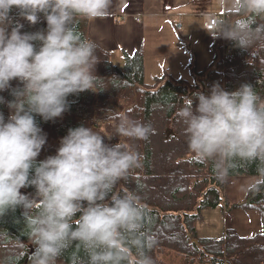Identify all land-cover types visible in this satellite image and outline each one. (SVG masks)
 <instances>
[{"label":"clouds","instance_id":"obj_1","mask_svg":"<svg viewBox=\"0 0 264 264\" xmlns=\"http://www.w3.org/2000/svg\"><path fill=\"white\" fill-rule=\"evenodd\" d=\"M111 0H0V93L9 90L7 119L0 112V216L22 208L34 251L29 264H56L69 249L82 252L71 264H154L155 245L146 232L148 209L133 190L121 187L140 166L126 143L108 144L91 127L70 128L54 155L38 160L47 143L36 117L52 121L70 108L68 98L96 84L95 42L73 26L108 14ZM237 22L223 23L219 37L248 50L264 40V0H219ZM20 18L46 28L22 31ZM18 81L21 87H12ZM195 103V106H193ZM188 148L210 161L217 180L227 182L237 163H256V177L240 186L246 194L264 191V98L248 83L232 91L214 82L208 92L189 96L176 113ZM118 136L146 140L151 124L125 113ZM111 139V138H109ZM33 187L34 194L21 189Z\"/></svg>","mask_w":264,"mask_h":264},{"label":"trees","instance_id":"obj_2","mask_svg":"<svg viewBox=\"0 0 264 264\" xmlns=\"http://www.w3.org/2000/svg\"><path fill=\"white\" fill-rule=\"evenodd\" d=\"M227 14V23L237 22L235 14L231 11ZM11 15L24 25V32L45 29L43 18L36 25H30L20 18L18 10L13 9ZM87 25V19L77 17L73 26L83 38L89 40ZM229 46L233 50L232 55L220 62L217 40L211 43L214 53L212 63L200 71L196 66L193 70V81L198 80L199 85L166 77H155L152 83H146L144 55L141 49L137 50L131 56L124 55L122 67H112L113 77L99 85L100 93L110 85L116 87L113 90L116 94L119 89L127 90L125 95L92 104L93 100L87 97L92 96L93 99L92 92L85 91L68 98L70 108L61 117L47 122L36 117L47 134V143L38 160L54 155L60 139L68 130L81 125L91 127L94 132L104 136L105 143L111 145L120 140L139 153L140 166L130 170L120 186L135 191L148 209L144 230L155 240V245L148 250L154 264H163L160 258L171 252L184 256L193 264H264V191L247 194L245 200L236 205L259 215L261 232L246 237L236 230L227 229L220 239L197 237L195 227L202 218V211L223 203L228 181L217 180L212 163L191 153L183 132L184 124L176 115L189 96L208 92L211 85L217 82L215 75L222 76L221 86L228 91L248 83L264 98V40L257 41L248 50L237 47L232 40H229ZM96 67L100 74L107 75L106 67L100 64ZM11 86L22 85L13 80ZM0 95L6 101L13 99L9 90ZM0 112L7 119L9 109L6 103L0 105ZM119 113L151 124L154 133L146 140L118 136V121L109 117ZM256 168V163H237L231 178L256 177ZM22 190L27 194L35 193L33 187ZM23 211L17 208L0 216V264H23L29 246H34ZM75 255L82 257L84 254L74 246L70 247L56 264H71Z\"/></svg>","mask_w":264,"mask_h":264},{"label":"rangeland","instance_id":"obj_3","mask_svg":"<svg viewBox=\"0 0 264 264\" xmlns=\"http://www.w3.org/2000/svg\"><path fill=\"white\" fill-rule=\"evenodd\" d=\"M214 1L219 2V0H210V4L212 2L214 3ZM168 3H170V0H167V6H169ZM210 4L208 5V7L210 6ZM169 10L170 8L168 9V11ZM168 13L169 12H167V23L169 24V26L164 25L160 27V31H157V26H155V30H153L151 34L145 33V38L147 39L146 45H143L142 41L140 40L136 41L138 45L137 50H140L142 48L141 50L143 52L144 57L147 59L150 57L151 59V61L149 60L148 65H146L144 75L145 82L152 83L154 77H166L165 79H171L173 81L183 80L188 84L199 85L198 80L193 81L192 75L195 67V56L192 60V56L190 54L189 61L183 62L177 55L181 49L182 51H184V53L187 52V54H189V51H193L194 49V43L189 40L186 30L184 28L181 31L179 30L182 21H178V19H175L172 16H168ZM158 22H160V20H158ZM202 23L203 20L200 17H198V19L194 18L189 20L187 28H189V30L192 32L194 38H201L202 33L200 26L202 25ZM88 27L89 24L87 25V32ZM166 32L168 36L165 35ZM150 41H152L154 46H151ZM157 41L162 46L157 47ZM173 43H176V47L170 48V45H172ZM183 43L185 45V48L183 46ZM196 44L198 45V49L202 48L201 42H196ZM154 49H156L157 55H153ZM167 52H170L169 55ZM119 53L121 55L118 54V56L121 58L118 64L121 66L124 63V55L122 51H119ZM100 54L102 53H96V56L98 57L99 61L97 65L100 64L101 66L106 67L107 71L109 70V72L105 71L107 75H102L99 73L98 67H96L95 74L97 76V81L93 89L89 90L93 94V99L92 96H87L88 99L93 100L92 104L99 103L101 101H108L116 97L125 95L124 92H128L127 90L119 89V92L116 94L113 91L116 89V87L108 85L106 88L104 87L102 89L104 90V92L100 93L99 89L101 87L99 85L102 86L103 83L106 82V80H110L113 77L112 68L106 66L107 62L103 61L102 56L100 57ZM197 57L199 58L197 66L201 68L207 67L213 61L211 56L209 60H205V57H203L202 54L198 53ZM158 58H160V61L159 63H156V59ZM167 58L173 59L171 63H175L176 65H164L163 61ZM179 62H181L182 65L184 64V68L177 66ZM118 64H116V66L114 67L118 68ZM100 71L102 72V69H100ZM99 93L101 95V98L99 97ZM254 178L255 177H240L231 178L228 180V184L226 185L224 190L225 196L223 203L217 207L208 208L202 211V218L197 222V225L195 227L196 235L198 238L220 239L221 237H223L225 230L227 229L236 230L241 236L246 237H250L261 232L262 223L259 215L252 210H244L236 206L239 205V203H241L242 201H244L247 196V194L240 191V186ZM160 261L163 264H193L188 262L184 256L176 254L174 252L162 256L160 258Z\"/></svg>","mask_w":264,"mask_h":264},{"label":"crops","instance_id":"obj_4","mask_svg":"<svg viewBox=\"0 0 264 264\" xmlns=\"http://www.w3.org/2000/svg\"><path fill=\"white\" fill-rule=\"evenodd\" d=\"M168 4L170 7L167 6V0H111L108 14L105 17L96 20H88V38L90 41L96 43V53H102L100 57L102 56L103 61L107 62V67L112 68L118 64L121 58L118 56V54L121 55L119 51H122L123 55H133L135 50L138 49L137 40L142 41L143 45H146L147 39L145 38V33L151 34V32L155 30V26H157V31H160V27L164 25L169 26L167 23V12H169L168 16L182 21L179 30L181 31L184 28L189 40L194 43L193 51L191 50L189 54H187V52L184 53L181 49L177 54L178 57L183 62H187L191 54L192 57L195 56V66L197 70L200 71L205 68L197 66L199 60L197 57L198 53L202 54L205 60H209L210 56L213 59L214 53L211 43L208 42L209 34L204 29V23L208 19L207 16L220 14L223 11L228 12L230 9L220 7L218 1H214V3L212 2L210 4V0H170ZM209 4L210 6L208 7ZM169 8L170 10L168 11ZM198 17L203 20L200 26L202 35L201 38H194L192 32L187 27L189 20L194 18L198 19ZM158 20H160V22H158ZM165 35L168 36L167 32ZM196 42L202 43L201 49H198ZM150 44L154 46L152 41H150ZM156 46L160 47L162 45L157 41ZM183 46L185 48L184 43ZM171 47L175 48L176 43L170 45V48ZM167 53L169 55L170 52ZM154 54L157 55L156 49L153 51V55ZM149 60L151 61L150 57L148 59L144 57V70ZM172 60L173 59L167 58L163 61V64L166 66L176 65L175 63H171ZM159 61L160 58L156 59V63H159ZM122 65L120 66L118 64V68H121ZM177 66L184 68V64L182 65L181 62H179Z\"/></svg>","mask_w":264,"mask_h":264},{"label":"built area","instance_id":"obj_5","mask_svg":"<svg viewBox=\"0 0 264 264\" xmlns=\"http://www.w3.org/2000/svg\"><path fill=\"white\" fill-rule=\"evenodd\" d=\"M208 19L204 23V29L208 32V42L212 43L217 40L218 43V51H219V61L223 62L224 60H228L232 55V48L229 46V40L219 37V28L220 25L228 21V14L226 11L221 12L216 15L207 16ZM179 26V25H178ZM217 82L223 84V78L220 75H215Z\"/></svg>","mask_w":264,"mask_h":264},{"label":"water","instance_id":"obj_6","mask_svg":"<svg viewBox=\"0 0 264 264\" xmlns=\"http://www.w3.org/2000/svg\"><path fill=\"white\" fill-rule=\"evenodd\" d=\"M44 28H46V25H45V27ZM21 191L23 192V193H26L25 191H23L22 189H21ZM27 194V193H26ZM195 241L194 240H192V243H194ZM34 247L35 246H30L29 247V249H28V252H27V256H26V259L24 260V263L23 264H28L29 263V259H28V257L31 255V253L34 251Z\"/></svg>","mask_w":264,"mask_h":264}]
</instances>
